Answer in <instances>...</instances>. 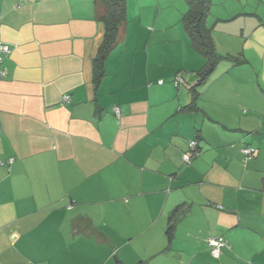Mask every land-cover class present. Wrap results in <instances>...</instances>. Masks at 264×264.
Here are the masks:
<instances>
[{"label":"crops","instance_id":"1","mask_svg":"<svg viewBox=\"0 0 264 264\" xmlns=\"http://www.w3.org/2000/svg\"><path fill=\"white\" fill-rule=\"evenodd\" d=\"M141 9L149 37L129 18L96 86L95 0H0V264H264V0L212 3L217 51L240 60L198 86L195 111L205 57L189 41L186 67L169 64L155 46L185 38L183 11ZM209 235L229 247L214 256Z\"/></svg>","mask_w":264,"mask_h":264},{"label":"trees","instance_id":"2","mask_svg":"<svg viewBox=\"0 0 264 264\" xmlns=\"http://www.w3.org/2000/svg\"><path fill=\"white\" fill-rule=\"evenodd\" d=\"M95 2L102 9L100 19L105 24V36L103 42L98 48L96 56L93 58L94 83L96 86H98L106 74L105 63L107 61V58L109 57L112 50L122 40L123 32H125V30L127 29L129 18L127 14L126 0H95ZM187 2L189 4V9L182 15L181 22L183 23L185 30L189 36L191 46L205 57L204 66L197 70V85L192 87V102L188 106L184 107L185 110L195 111L199 109L197 105V100L199 97L198 86H201L208 81V79L216 70L222 60L231 59L235 64H238L240 59L239 57L233 58V56L231 55H222L217 51L212 33L213 28L208 23L211 13L212 0H187ZM178 75H181L183 80L180 84L177 85L175 84V79ZM184 78L185 76L183 71H178L174 78V84L176 86H180L184 82ZM191 141H196L197 153L194 154V152L191 150V153L189 154L191 156L192 154L193 156L198 155L200 152L198 141L196 139H193ZM248 160H246L245 162H247ZM181 208L182 205H178L173 210L169 218V226L166 230L167 238L169 241L173 236L175 218L177 217ZM116 264H121V262L117 258ZM138 264L144 263L141 261Z\"/></svg>","mask_w":264,"mask_h":264},{"label":"rangeland","instance_id":"3","mask_svg":"<svg viewBox=\"0 0 264 264\" xmlns=\"http://www.w3.org/2000/svg\"><path fill=\"white\" fill-rule=\"evenodd\" d=\"M126 1H127V4L129 3V7H130L129 8V16H130L129 18H130V20L132 19V21L129 22V30L132 31L131 28H133V27L136 28V30L134 29V31H133V33L135 34V37L138 34H141V36L143 38H144V36L145 37H149L148 34H146L145 32L143 33V32L140 31L141 30L140 29V23L137 20H135V18H134L135 15H136L135 7H136V5L138 3H140L142 5L141 14H142V16L144 18L146 16H150V17L153 18L157 14H161L163 16L168 11V9H170V11L172 13H176V14L180 13V11H183L181 13V16H182L189 9V4H188L187 0H126ZM214 1L215 0H213L212 3H214ZM158 2H159L160 7L158 5ZM171 4H173V6ZM162 8H163V10H162ZM145 19H147V18H145ZM160 25H161V22H159V26ZM177 25L179 27L182 26V28H184L183 30H185V27H184L182 22L180 24L178 23ZM149 28L151 29V26H149ZM126 30H125V32H126ZM171 30H174V29L172 28ZM125 32H123V36H122L123 38L125 36ZM185 32H186V30H185ZM175 33H176L177 36L183 38V34L182 33H178L177 34V31H175ZM158 34H160L161 37L157 38L156 41H158V44L157 45L154 44V45L156 46V48L160 52V54H159V56L161 58L160 60L162 61V59H164L166 61V63H169V64H170L171 61H175L176 63L183 64L186 67L189 59H188L187 53L184 51L185 49H182V48H183V45L185 43H189V41H190L187 32L185 33V38L183 40H177L175 42H163V38H162L163 32H162V30L158 31L157 35ZM170 36L172 37V40L174 39V37H176V36H174V33H171ZM173 44L175 45L174 46L175 49H173ZM152 46H153V44L151 45V47ZM191 50H193L192 47H191ZM192 52H194V50ZM196 54H200L199 56H203L201 53H196ZM201 58H204V56L201 57ZM168 66H170V65H168ZM182 71H183V73L185 75H187L186 74L187 70H182Z\"/></svg>","mask_w":264,"mask_h":264},{"label":"built area","instance_id":"4","mask_svg":"<svg viewBox=\"0 0 264 264\" xmlns=\"http://www.w3.org/2000/svg\"><path fill=\"white\" fill-rule=\"evenodd\" d=\"M10 51L11 48L9 44L0 40V62H2L4 54H8ZM4 73L5 71H1V75H3ZM182 80H183L182 76L178 75L175 79V84L177 85L180 84ZM159 83H162V80H160ZM65 99L69 100V96H66ZM116 111L118 112V109H116ZM196 144H197L196 141L190 142V148L194 152V154L197 153ZM243 153L245 155V160H248L255 155L256 149L252 146H246L243 148ZM190 158L191 155L189 153L184 154V159L186 161H189ZM207 241L210 246L211 252L214 256H219L225 247H229L228 240L223 235H218V236L210 235Z\"/></svg>","mask_w":264,"mask_h":264}]
</instances>
